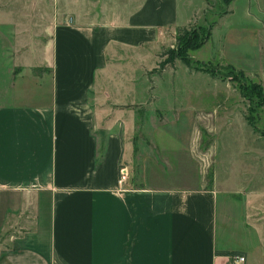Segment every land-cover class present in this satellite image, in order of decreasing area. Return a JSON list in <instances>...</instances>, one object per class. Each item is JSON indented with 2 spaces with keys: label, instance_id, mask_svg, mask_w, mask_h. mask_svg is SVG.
Listing matches in <instances>:
<instances>
[{
  "label": "crops",
  "instance_id": "0c3cea01",
  "mask_svg": "<svg viewBox=\"0 0 264 264\" xmlns=\"http://www.w3.org/2000/svg\"><path fill=\"white\" fill-rule=\"evenodd\" d=\"M137 1L97 25H55L34 54L41 75L24 66L17 79L31 76V96L0 92V264H232L220 252L250 264L227 237L242 224L243 200L216 171L208 188L203 178L197 187L149 183L178 170L179 158L194 165L199 151L192 135L186 147L163 137L181 116L127 111L143 45L182 25L176 0ZM133 138L141 175L131 188L118 178L121 167L129 173Z\"/></svg>",
  "mask_w": 264,
  "mask_h": 264
},
{
  "label": "rangeland",
  "instance_id": "374dc122",
  "mask_svg": "<svg viewBox=\"0 0 264 264\" xmlns=\"http://www.w3.org/2000/svg\"><path fill=\"white\" fill-rule=\"evenodd\" d=\"M123 2L0 0V92L17 96L26 88L23 95L31 94V76L17 79L24 66H30L31 75H41L42 69L32 67L41 61L34 54L47 43L55 25L90 21L97 25L111 9H121ZM138 5L130 0L132 10ZM176 15L174 25L181 26L163 28L160 40L143 45L145 66L131 70L136 88L125 96L131 102L126 108L130 116L137 113V119L143 113L165 114L169 119L181 116L180 126L169 128L163 137L186 147L192 135L199 152L194 165L179 158L178 170L167 168L149 183L197 187L203 178L208 188L216 171L219 183L243 200L242 224L237 232L228 233L230 245L246 247L250 264H264V106L260 105L264 100V0L228 4L226 0H176ZM185 33L190 39L207 40L199 49L187 51L186 61L176 59L172 66L160 68L159 63L171 57L168 51L177 49L176 38ZM14 80L17 85L9 89ZM137 139H131L135 157L127 164L125 187L140 186ZM244 224L253 230H244Z\"/></svg>",
  "mask_w": 264,
  "mask_h": 264
},
{
  "label": "trees",
  "instance_id": "16d2710c",
  "mask_svg": "<svg viewBox=\"0 0 264 264\" xmlns=\"http://www.w3.org/2000/svg\"><path fill=\"white\" fill-rule=\"evenodd\" d=\"M232 0H226V3H231ZM183 33V32H182ZM187 34H183L182 36H178L176 38V45L177 49H171L168 51V54H170L169 60H165L163 62L159 63L160 68H164L166 66H172L176 59H181L183 61H186L187 54L186 52L189 50H196L199 49L207 40V38L202 39L200 36L190 39V37L186 36ZM260 97L261 91H260ZM261 106H264V100L262 99L260 102ZM15 247L13 250H16ZM219 255H226V256H236L238 255V252H220Z\"/></svg>",
  "mask_w": 264,
  "mask_h": 264
},
{
  "label": "built area",
  "instance_id": "2783aa9c",
  "mask_svg": "<svg viewBox=\"0 0 264 264\" xmlns=\"http://www.w3.org/2000/svg\"><path fill=\"white\" fill-rule=\"evenodd\" d=\"M128 178V171L125 167H121L119 169V178H118V184L119 186L124 185V183L126 182ZM245 261L244 256H233L232 257V264H243Z\"/></svg>",
  "mask_w": 264,
  "mask_h": 264
}]
</instances>
